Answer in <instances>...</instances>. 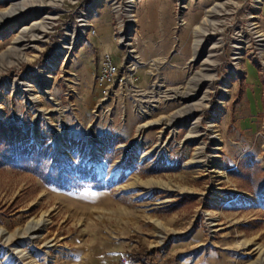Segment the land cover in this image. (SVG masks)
Returning a JSON list of instances; mask_svg holds the SVG:
<instances>
[{
    "label": "rangeland",
    "instance_id": "rangeland-1",
    "mask_svg": "<svg viewBox=\"0 0 264 264\" xmlns=\"http://www.w3.org/2000/svg\"><path fill=\"white\" fill-rule=\"evenodd\" d=\"M0 121L114 181L0 167V264H264V0H0Z\"/></svg>",
    "mask_w": 264,
    "mask_h": 264
},
{
    "label": "trees",
    "instance_id": "trees-1",
    "mask_svg": "<svg viewBox=\"0 0 264 264\" xmlns=\"http://www.w3.org/2000/svg\"><path fill=\"white\" fill-rule=\"evenodd\" d=\"M49 146L43 140L38 145L28 143V130L20 133V128L11 121H0V167L20 169L36 176L43 184L63 191H77L83 188L93 190H109L114 181L111 178L102 181L90 167L83 164L67 165L65 159L58 156L49 157ZM141 161L136 167L141 168ZM153 163L149 165L147 172L154 173L163 165ZM156 166V167H155ZM74 172H76L74 175ZM240 178H250L254 182L252 190L257 204L264 209V175L258 176L257 164L253 163L250 168L239 167L235 171H229ZM120 173L118 177H121ZM131 258L144 263L145 259L138 254L131 253Z\"/></svg>",
    "mask_w": 264,
    "mask_h": 264
},
{
    "label": "built area",
    "instance_id": "built-area-1",
    "mask_svg": "<svg viewBox=\"0 0 264 264\" xmlns=\"http://www.w3.org/2000/svg\"><path fill=\"white\" fill-rule=\"evenodd\" d=\"M93 33V30H91ZM118 66L112 60L111 56L107 52L101 54L99 72L96 77V82L98 85L102 86L103 92L105 95L109 93V88L118 83L121 80V77L117 78L118 75ZM119 264H134L131 260L123 257L120 260Z\"/></svg>",
    "mask_w": 264,
    "mask_h": 264
},
{
    "label": "bare ground",
    "instance_id": "bare-ground-1",
    "mask_svg": "<svg viewBox=\"0 0 264 264\" xmlns=\"http://www.w3.org/2000/svg\"><path fill=\"white\" fill-rule=\"evenodd\" d=\"M140 125H142V124H140ZM47 223H48V221L46 219H44L43 217H40V218L35 219V220H31L30 222H28V224L23 229H21V232H22V234L31 235V234L39 231L41 229V227H45L47 225ZM18 232L21 233L20 231H18ZM5 234H6V232L4 231V229L0 227V236L5 235Z\"/></svg>",
    "mask_w": 264,
    "mask_h": 264
}]
</instances>
